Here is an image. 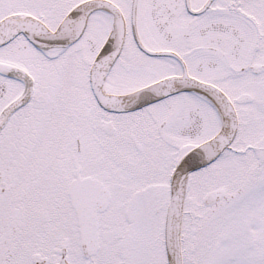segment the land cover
Wrapping results in <instances>:
<instances>
[{
  "label": "snow or ice",
  "instance_id": "snow-or-ice-1",
  "mask_svg": "<svg viewBox=\"0 0 264 264\" xmlns=\"http://www.w3.org/2000/svg\"><path fill=\"white\" fill-rule=\"evenodd\" d=\"M0 264H264V0H0Z\"/></svg>",
  "mask_w": 264,
  "mask_h": 264
}]
</instances>
